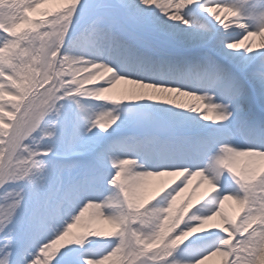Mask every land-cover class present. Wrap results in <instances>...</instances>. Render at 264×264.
Listing matches in <instances>:
<instances>
[{
  "label": "rangeland",
  "instance_id": "obj_1",
  "mask_svg": "<svg viewBox=\"0 0 264 264\" xmlns=\"http://www.w3.org/2000/svg\"><path fill=\"white\" fill-rule=\"evenodd\" d=\"M158 1L151 3V0H146V3L152 8ZM223 1L206 3L203 0L199 8L205 12H193L185 19L193 25L199 21L207 23L209 33L229 44L230 40L223 36L222 30L216 29L209 21L216 12L215 7L222 5L224 8L221 11L225 10ZM44 2L0 0V103L4 104H0V176L8 162L14 161L16 165L0 183V264H99L97 259L109 252L115 239H122V248L115 264H195L226 248L225 252H220L221 259L224 258L222 264H252L261 237L255 232L250 237L242 232L246 231V226H262L260 230L264 232V189L259 191L258 188L245 186L242 188L244 191L239 192L242 201L232 212V223L224 224L222 221V232L192 234L188 239L173 237L168 252H157L151 220L154 210L140 208L145 197L139 195L135 200L134 189L137 186L120 185V197L125 215H128L127 231L123 230L115 236L94 223H88L86 235L66 237L72 225L71 215L61 222L63 229L56 230L54 221L61 220L50 218L52 213L59 214L61 207L66 205L62 200L72 198V195L79 198L78 194L86 186H91L89 189L94 192L88 197L89 200L100 197V187H92L91 181L96 179L100 182L103 175L111 173L107 165L104 169L99 166L107 157L118 152L114 145L116 139L120 142V137L131 138L132 134L141 133L152 138L169 136L173 139L185 131L181 123H174L161 115H141L133 109L129 116L117 120L110 116L106 101L77 98L78 81H74V77L79 73L70 64L68 49L74 47L75 41L85 34H98V28H104L121 39V43L115 45L116 49L131 47L136 50L144 46L154 50V40L184 46L173 40L171 34L160 25L147 20L145 24L138 21L128 9L126 0H76L61 8L56 4L48 7ZM150 6H146V11ZM228 7L236 10L231 4ZM245 35L248 34L242 36ZM213 41L216 38L209 44ZM234 41L239 43L241 37ZM210 57V61L209 58L201 59L203 70L210 77H217L227 87L226 90L235 96V103H238L235 111L245 110L249 113L252 109H246L242 103L246 101L245 105L248 106L254 86L246 90L237 89L231 74L220 68L222 64L232 67L231 60L220 57L218 61V58ZM244 72L241 71L248 84L254 75L263 76L264 73L256 70ZM137 80L141 82L142 79ZM235 111L230 110L229 124L239 121ZM210 112L218 116L219 112L222 116L224 114L220 106L212 108ZM158 119L161 120L160 128L151 134L150 128ZM138 122L143 124L141 129ZM114 132L119 134L111 136ZM104 139H108V144L102 149ZM212 145L207 147L205 154L217 150ZM134 158L130 156V159ZM204 160L206 156L164 170L197 171L204 168ZM189 181L187 178L182 184L187 185ZM140 182L138 180L137 185ZM244 204L251 205L253 212L249 216ZM103 205L98 206L104 210ZM213 210H207V215L204 214L205 222L216 215L215 212L218 213L219 207L216 205ZM191 217L188 215L184 221L180 217L176 233L186 228L184 222ZM199 223L195 221L190 225L196 228ZM235 226L231 237L224 232L225 228ZM59 240L64 242L60 243ZM101 248L102 251L97 252ZM133 248L135 252L131 250ZM229 253L233 260L228 257L226 261Z\"/></svg>",
  "mask_w": 264,
  "mask_h": 264
},
{
  "label": "bare ground",
  "instance_id": "obj_2",
  "mask_svg": "<svg viewBox=\"0 0 264 264\" xmlns=\"http://www.w3.org/2000/svg\"><path fill=\"white\" fill-rule=\"evenodd\" d=\"M75 1L45 0L44 3L48 7L51 4H56L57 7L61 8L69 6ZM153 1L151 0V3ZM231 2L240 6L245 4L250 15V31H247L246 26L242 23L228 21L225 16L227 9L221 11L224 7L218 5L215 7L216 12L212 16H208L212 18L211 21L216 27L222 28L223 34L230 41L228 44L222 38L215 37L216 41L209 44L214 39V34L208 32L207 23L199 21L197 25H193L185 19L193 12L199 14L203 12L199 8L200 0H159L152 8L149 3H146V0H126L131 14L143 24L147 20L160 25L171 34L169 36L173 40H177L186 48L208 51L216 58H229L232 67L222 65V68L231 74L237 88L245 90L249 86L238 71L246 68L249 70L262 68L264 70V61L262 66H259L256 61L257 57L261 54L264 55V0H232ZM146 6H150L147 11ZM96 31L98 34L87 33L75 43L74 47L68 49L70 64L74 70L78 71L76 73H79L77 77H74V81H78L77 98L90 97L106 101L110 116L117 120H123L129 116L131 109H133L141 115H161L174 123H181L186 131L193 128L203 129V131L206 129L207 136L215 141L217 150L205 154V141L197 142L193 149L198 153L200 152L199 158L206 156V160L203 162L204 168L197 171L186 169L178 172H163L156 169V162L153 157V153L161 147L159 142L155 152L150 149L139 150V153L135 155L136 157L130 159V156H134L137 152L135 149L144 147L145 144H141L142 142L133 136L132 138L120 137V142L116 139V144H114L118 152L107 157L106 162H103L105 167L108 166L111 173L102 176L100 197L94 201H78L75 207L67 206L68 208H64V213L62 211L57 217L61 221H54L57 226L56 230L63 229L62 223L67 219V216L71 215L72 225L66 237L69 235H86L88 223H94L95 226L101 227L108 234H116L115 236L123 230L127 231L128 222L126 219L128 215H125L126 212L120 197L121 185L124 187L137 186L134 189L135 200L139 195L145 197V200L140 203V208L154 210V216L151 217V220L154 229L153 241L157 245V252H168L172 246L173 237L188 239L192 234L197 235L198 233L199 235L203 232L218 234L222 232L223 222L224 224L232 223V212L239 206L240 200L242 201L239 194L243 190L242 188L245 186L252 189L258 188L259 191L264 189V152L251 150L245 144L249 138H253L251 136L257 135L258 132L251 130L248 125L237 126L238 132L243 134L245 140L237 137V134L231 136L226 125H217L218 128L216 126L215 129L218 130H213L221 118H211L209 111L215 108L216 104H220L221 108L226 110V108L233 107V103H235L231 96L230 98L227 96L220 82L219 85L209 81V83H199L192 86L188 80L181 81L170 75H165L164 72L172 67L161 70L156 66L159 61L146 53L140 58L132 57L127 61L121 53H116L115 47L110 48L109 46V44L114 46L120 44V38L112 36L104 28H98ZM246 32L250 33L249 36L243 37L242 35ZM237 37H241L239 43L234 41ZM154 47H160L162 51L171 54H176L179 48L178 45L164 41H156ZM142 48L145 49V47ZM1 60L2 56L0 62ZM164 65L166 64L164 63ZM137 78H141V82ZM146 81H151V83H146ZM250 85L255 86V95L264 99V77L253 76ZM88 86L91 87L88 88ZM205 90L206 93H201ZM0 101H2L1 96ZM0 104L4 105L3 103ZM184 121L186 122L184 123ZM142 125L138 122L139 129ZM118 134L114 132L111 136ZM141 134L143 135V133ZM133 145L134 148H132ZM140 157L145 165L136 159ZM11 164L12 162L4 170L0 180L5 177ZM109 177L111 178L109 179ZM187 178L190 180L189 184H182ZM138 180L141 181L140 185H137ZM148 187L150 188L148 189ZM195 203L200 205L191 210ZM99 204H104V210L98 206ZM216 205L219 207L218 213L215 212L216 215L210 216L211 219L208 218V222H205L204 214L207 215V210L213 212ZM244 205L247 206L246 214L249 216L253 212L250 208L251 205ZM140 208H138L139 211ZM188 214L192 217L184 222L186 228L176 233L179 226L178 220L183 217L184 221ZM236 214L239 216V212ZM195 221L200 222V225H197L196 228L191 227L190 223ZM261 227L246 226L244 229L248 237L254 232L261 237L252 264H264V232L260 230ZM234 229L236 230V226L225 228L224 232L231 237L235 232ZM62 240H59L60 243L64 242ZM120 248H122V239H115L109 252L97 259L98 263L100 264L99 261H101V264H109V262L115 264ZM102 249L97 252L102 251ZM223 250L206 257L199 263H194L222 264L221 261L224 258L221 259L222 254L220 252ZM226 250L227 248L224 252ZM230 253L226 255V261L229 258L232 259ZM225 264L228 263L225 262Z\"/></svg>",
  "mask_w": 264,
  "mask_h": 264
},
{
  "label": "water",
  "instance_id": "obj_3",
  "mask_svg": "<svg viewBox=\"0 0 264 264\" xmlns=\"http://www.w3.org/2000/svg\"><path fill=\"white\" fill-rule=\"evenodd\" d=\"M156 127V126H155ZM155 127H154V129H155Z\"/></svg>",
  "mask_w": 264,
  "mask_h": 264
}]
</instances>
